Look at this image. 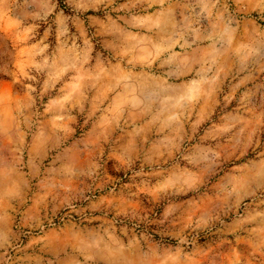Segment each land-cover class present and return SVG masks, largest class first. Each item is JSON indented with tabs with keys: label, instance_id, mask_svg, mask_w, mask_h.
Instances as JSON below:
<instances>
[{
	"label": "rangeland",
	"instance_id": "374dc122",
	"mask_svg": "<svg viewBox=\"0 0 264 264\" xmlns=\"http://www.w3.org/2000/svg\"><path fill=\"white\" fill-rule=\"evenodd\" d=\"M261 32L237 23L225 0H5L0 73L5 43L12 53L0 80V153L27 141L41 159L49 132L59 143L77 123L89 129L85 142L119 133L148 171L101 201L123 214L142 198L159 206L164 189L175 197L164 215L179 229L170 261L264 264ZM42 207L37 196L28 216Z\"/></svg>",
	"mask_w": 264,
	"mask_h": 264
},
{
	"label": "clouds",
	"instance_id": "9594fccd",
	"mask_svg": "<svg viewBox=\"0 0 264 264\" xmlns=\"http://www.w3.org/2000/svg\"><path fill=\"white\" fill-rule=\"evenodd\" d=\"M225 2L237 23L264 30V0H234L237 8L232 7L233 0ZM4 3L0 0V5ZM88 131L77 123L59 143L61 133L50 131L41 159L27 141L0 153V214L10 221L0 224V264H174L165 250L178 246L170 233L179 229L172 227L175 217L164 215V210L175 197L160 189L159 206L142 198L141 209L128 206L123 214L118 203L101 201L102 195L123 188L133 176L142 183L148 169L137 158L139 145L125 151L127 142L119 133L85 142ZM111 157L119 161L121 171H116ZM107 177L116 183L106 182ZM49 180L55 181L51 185L55 192L46 196L41 186ZM67 181L72 186L65 190ZM98 185H104V191L97 192ZM37 196L44 197L46 207L30 218ZM221 217L225 224L231 222V216Z\"/></svg>",
	"mask_w": 264,
	"mask_h": 264
},
{
	"label": "trees",
	"instance_id": "16d2710c",
	"mask_svg": "<svg viewBox=\"0 0 264 264\" xmlns=\"http://www.w3.org/2000/svg\"><path fill=\"white\" fill-rule=\"evenodd\" d=\"M5 49H6V51H7V54H8V58L6 59V62L8 63V65L6 66V68H5V70L6 71H4L3 73H0V80H7V77H8V72L11 70V64H10V61H11V59H10V56H11V50H10V48L8 47V44L7 43H5Z\"/></svg>",
	"mask_w": 264,
	"mask_h": 264
}]
</instances>
